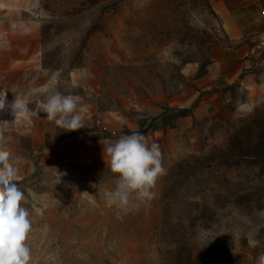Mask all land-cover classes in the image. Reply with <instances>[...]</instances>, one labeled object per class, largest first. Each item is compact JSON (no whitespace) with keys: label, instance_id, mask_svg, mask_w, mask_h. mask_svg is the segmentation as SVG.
<instances>
[{"label":"rangeland","instance_id":"rangeland-1","mask_svg":"<svg viewBox=\"0 0 264 264\" xmlns=\"http://www.w3.org/2000/svg\"><path fill=\"white\" fill-rule=\"evenodd\" d=\"M254 1L0 0V91L36 113L0 110V137L22 158L30 264H256L264 23L248 32ZM223 15L249 28L232 33ZM223 51L241 63L231 79ZM53 90L79 97L84 128L47 120ZM132 132L159 145L165 173L153 199L122 210L109 203L118 174L103 148Z\"/></svg>","mask_w":264,"mask_h":264},{"label":"clouds","instance_id":"clouds-1","mask_svg":"<svg viewBox=\"0 0 264 264\" xmlns=\"http://www.w3.org/2000/svg\"><path fill=\"white\" fill-rule=\"evenodd\" d=\"M5 108H10L13 114L36 115L23 98L14 96L8 102L7 92L0 91V110ZM42 109L47 120L62 130L84 128L83 108L77 96L53 90L45 98ZM103 153L108 157L106 164L111 173L118 174L115 188L109 193L111 205L126 210L133 200L143 202L155 197L153 189L165 173L159 145H149L142 134L132 132L107 141ZM21 160L12 155L0 137V264H30L32 259L27 244L32 222L29 210L23 206L27 197L15 182ZM256 264H264V252L259 254Z\"/></svg>","mask_w":264,"mask_h":264},{"label":"crops","instance_id":"crops-1","mask_svg":"<svg viewBox=\"0 0 264 264\" xmlns=\"http://www.w3.org/2000/svg\"><path fill=\"white\" fill-rule=\"evenodd\" d=\"M260 2L261 1H258V0H255L254 2H253V4H254V6L256 7L255 9L256 10H254V11H251L250 12V15L252 16V22H251V20L248 22V26L250 27L251 26V24L252 23H256L257 24V22L259 21L260 23H264V19H262V17L259 15V11H258V6L260 5ZM262 3H264V1L262 2ZM252 4V3H251ZM230 18V19H229ZM223 19H224V21H225V26H226V28L230 31V32H235V28L237 29V31H239L240 29H241V27H248L247 25L246 26H244V25H239L238 24V21H236V17H232L231 15L229 16V17H226V16H224L223 15ZM239 19H241L240 17H239ZM248 27V28H249ZM247 28V29H248ZM250 31H248L249 33H256V32H258L255 28H253V30H251V27H250V29H249ZM255 30V31H254ZM231 53V54H230ZM235 56V57H234ZM236 56H237V54L236 53H232V52H228V51H223L222 52V55L219 57V58H217V60H219L220 62H218V64L219 63H221V61H223V60H226L227 62H226V64H228V66H231L230 67V69H229V73L228 74H226V76H227V78L228 79H231L232 77H234V76H236V75H238V68L240 67V61L236 58ZM234 57V58H233ZM233 58V59H232Z\"/></svg>","mask_w":264,"mask_h":264},{"label":"trees","instance_id":"trees-1","mask_svg":"<svg viewBox=\"0 0 264 264\" xmlns=\"http://www.w3.org/2000/svg\"><path fill=\"white\" fill-rule=\"evenodd\" d=\"M191 110L190 109H181L180 112H182L183 114H187L189 113Z\"/></svg>","mask_w":264,"mask_h":264},{"label":"built area","instance_id":"built-area-1","mask_svg":"<svg viewBox=\"0 0 264 264\" xmlns=\"http://www.w3.org/2000/svg\"><path fill=\"white\" fill-rule=\"evenodd\" d=\"M264 13V12H263Z\"/></svg>","mask_w":264,"mask_h":264}]
</instances>
